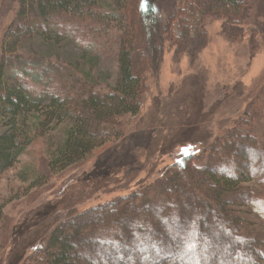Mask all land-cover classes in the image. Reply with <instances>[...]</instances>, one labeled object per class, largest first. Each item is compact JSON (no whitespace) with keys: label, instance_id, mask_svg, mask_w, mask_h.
I'll use <instances>...</instances> for the list:
<instances>
[{"label":"trees","instance_id":"1","mask_svg":"<svg viewBox=\"0 0 264 264\" xmlns=\"http://www.w3.org/2000/svg\"><path fill=\"white\" fill-rule=\"evenodd\" d=\"M181 2L179 34L172 40L191 49L204 43L206 17L223 20L229 34L228 25L242 23L247 8V0ZM9 6L16 8L0 57V176L37 137L63 123L64 139L48 161L50 172L56 165L61 171L100 148L102 134L111 135L117 118L138 114L144 79L138 65L146 63L150 51L156 70L158 43L164 42L157 2L9 0ZM103 39L115 46L112 82L100 66ZM138 40L141 51L135 48ZM68 44L75 49L64 52ZM241 124L244 129L236 126L208 148L202 164L184 157L170 166L155 190L150 185L144 195H128L58 222L40 238L35 264H101V256L103 264H264V177L250 170L247 158L258 149L264 161V146L249 119ZM250 182L259 190L250 191L245 186ZM249 212L260 218V226L249 221ZM2 217L0 207V226ZM3 233L0 227L1 238ZM136 250L140 257L132 255Z\"/></svg>","mask_w":264,"mask_h":264},{"label":"rangeland","instance_id":"2","mask_svg":"<svg viewBox=\"0 0 264 264\" xmlns=\"http://www.w3.org/2000/svg\"><path fill=\"white\" fill-rule=\"evenodd\" d=\"M156 2L164 42L158 43L162 49L156 70L150 51L146 63H140L141 68L138 65L144 76L138 114L117 118L111 135L102 134L101 147L82 162L61 171L56 165L50 172L48 161L64 139L66 124L52 125L0 176L5 220L0 226L4 227L0 264H35L33 253L41 249L40 238L58 222L128 195H144L150 185L155 190L170 166L184 157L202 164L208 148L236 126L244 129L241 123L246 119L264 146V0H247L242 23L228 25L229 34L223 30V20L206 17L201 23L204 43L195 42L194 53L172 40L179 34L176 12L181 0ZM15 8L9 6V0H0V57ZM171 17L175 19L170 21ZM103 40L98 41L100 66L112 78L103 72L97 75L112 82L117 75L115 46ZM137 42L135 48L141 51L143 41ZM71 48L74 46L68 44L63 51ZM255 150L247 154L249 167L264 177V161ZM245 186L253 192L259 190L254 182ZM246 217L260 226L254 212ZM131 253L140 257L137 250ZM98 260L101 264L106 261L102 256Z\"/></svg>","mask_w":264,"mask_h":264}]
</instances>
